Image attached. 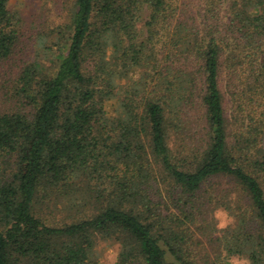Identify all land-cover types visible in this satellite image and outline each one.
<instances>
[{
  "label": "trees",
  "instance_id": "trees-1",
  "mask_svg": "<svg viewBox=\"0 0 264 264\" xmlns=\"http://www.w3.org/2000/svg\"><path fill=\"white\" fill-rule=\"evenodd\" d=\"M9 1L0 0V61L18 38ZM171 3L75 0L57 64L22 70L25 110L0 111V264H99V238L121 244L116 264H200L192 225L210 226L207 204L237 219L220 241L227 255L264 264V0H229L223 29L205 17L176 22ZM145 6L149 40L166 37L169 50L153 64L165 101L127 96L112 115L122 69L148 50L137 40ZM194 96L204 134L174 146L167 108ZM217 179L235 190H217ZM208 184L219 197L200 202Z\"/></svg>",
  "mask_w": 264,
  "mask_h": 264
},
{
  "label": "rangeland",
  "instance_id": "rangeland-1",
  "mask_svg": "<svg viewBox=\"0 0 264 264\" xmlns=\"http://www.w3.org/2000/svg\"><path fill=\"white\" fill-rule=\"evenodd\" d=\"M212 1L217 5L221 4V6L217 11L210 13L208 11L210 5L214 6L209 4ZM74 2L75 0L9 1V8L17 23L18 38L12 54L0 61V111L25 110L17 90L21 87V72L27 65L39 62L45 68H52L57 64L58 55L64 50L69 36L67 31L62 36L58 30L61 26H66L69 23ZM171 2L173 6L178 8L175 13L176 22L178 19L190 21L197 18L198 20H204L203 17H205V20L210 21V24H220L221 29L227 23L229 0H171ZM139 15L137 40L146 41L148 50H146L143 61L139 66L135 68L130 65L124 68L121 67L122 70L127 69L128 74L125 75L121 87L116 92L115 99H118L119 102L112 100L108 103L109 114L112 115L116 114L117 105L118 112L125 110L121 102L127 96H133L139 102L151 97H161V101H165V85L160 83L159 74L156 72L160 70V67L156 70L153 64L155 60L164 62V58L169 52L165 45L166 37H164L163 42L159 40V35L155 39L149 40L147 26V21L150 18L149 8L145 6ZM163 32L168 35V29L163 30ZM151 50H153V54H149ZM166 61L172 62L171 60ZM226 84L227 78L223 77L222 88L226 93V97H228ZM119 98H121V101ZM227 99L226 108L230 111L232 102L229 97ZM174 105L173 102L167 108L168 116L174 118V122L171 123L169 129L172 145L175 146L181 141L194 142L197 137L203 136L205 114L200 98L194 96L188 102L180 101L177 108ZM217 184H219V188L235 190L234 184L228 179L214 181V187L218 190ZM214 187H210L209 184L205 187L203 193L199 194L200 202L219 197L216 193L212 195ZM234 198L237 200L240 197L234 196L233 200ZM212 206L210 204L206 205L208 209L206 210V216L210 222L209 227H206L201 221H198L196 225H192L195 236L193 256L200 264H252V261L245 255H227L220 241L225 231L234 226L237 219L224 207L213 208ZM63 214L65 213L57 212L56 216L60 218ZM120 251L121 244L116 238H99L96 246L99 264H116Z\"/></svg>",
  "mask_w": 264,
  "mask_h": 264
}]
</instances>
